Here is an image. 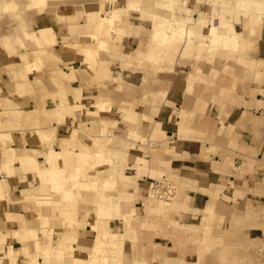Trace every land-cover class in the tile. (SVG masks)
Returning a JSON list of instances; mask_svg holds the SVG:
<instances>
[{"label":"clouds","instance_id":"clouds-1","mask_svg":"<svg viewBox=\"0 0 264 264\" xmlns=\"http://www.w3.org/2000/svg\"><path fill=\"white\" fill-rule=\"evenodd\" d=\"M116 3L117 0H99L97 11L90 14L78 12L70 23L75 25L77 20L86 18L87 24L83 28L71 27L70 36L63 43L84 57L83 63L95 73L93 82L101 88L105 87L104 81L118 84L117 91L130 87L124 84L120 74L113 78L109 62L99 60L101 52L108 53L113 60L123 61L122 69H131L133 74L143 73L145 89L139 103L152 105V114L138 118L131 111L132 105H128L127 111L121 108L123 120L137 125V128L129 130L126 140H120L113 136L112 131L117 128V123L99 119L100 111H111V104L101 100L96 104L98 111L86 113L88 117L97 120L90 127L81 123L78 130L71 132L70 139L61 140L60 153L50 150L57 130L39 131V139L50 150L46 156V162L50 165L48 168L38 165L35 159L43 155L42 152L33 151L31 157L25 152L22 157H18L15 151L7 147L12 143L11 136L3 135L0 139L4 143V163L0 171L8 177L19 175L22 182H27L24 174H35L29 182V189L22 192L23 199L17 203L24 205L25 212L36 213L39 226L32 227L23 215L6 213L7 221L18 222L20 228L0 237V264H4V260L9 264H18L21 256L24 257L21 264H130L124 254V241H132L135 249L139 229L150 228L158 234L166 231V228L183 233L198 231L196 228L184 227L171 218L191 211V198L185 193L195 189L197 182L181 179L179 170L172 168V162L187 159V153L181 156L175 148L169 147L168 134L162 130V124L156 123L150 138L153 145L159 144L158 150L152 147L143 149L146 155L151 152L153 156L151 166L146 159L137 158L134 166L136 175H125L126 171L133 170L127 163L128 151L136 150L133 142L149 144V140L138 134V120H151L159 114V106L167 103L166 91L160 89L153 92L150 82H154L158 75L174 73L178 61H206L211 65L219 56L224 60L235 61L249 75L255 73L256 81L261 80L264 73L258 70L264 69V62L249 60L248 53L254 48L251 38L258 36L264 27V0H195L193 8L188 7L190 0H148L147 3L144 0H127L124 8H116ZM46 5L47 0H31L27 7L43 13ZM105 5L112 7L105 11ZM201 6H207L210 11H200ZM0 10L4 13L15 12L17 5L0 3ZM133 12L139 13V20L147 22L150 27H133L129 23ZM194 16L197 18L193 19ZM217 20L218 25L215 23ZM241 23L247 37L235 31L234 25ZM205 28H209L207 35L203 34ZM21 32L23 38L17 36L12 42L6 39L2 46L9 58L20 56L23 61L22 67L7 68V74L14 85V91L9 94L23 98L33 93L34 86L28 82L27 75L33 71L39 72L46 63L59 64L60 59L48 51L57 44L51 29L40 30L37 34L22 28ZM80 36L90 37L96 42L95 46H81L76 42ZM124 37H136L139 40L131 55L120 54ZM33 45L36 50L27 52ZM18 49H25V54L21 55ZM29 56L34 58L32 63H29ZM196 71L199 73L200 69ZM224 72L231 73L232 69L225 67ZM216 75L218 73H212L213 77ZM54 77V83L60 89L57 95L61 105L55 112L45 115L65 125V117L76 119V113L81 111L79 107H69L64 99L62 81H74L75 75H65L57 70ZM195 78L202 77L197 75ZM35 85L40 86L41 81L37 79ZM75 99H81L79 91L75 93ZM0 107L4 109L0 116L5 117L0 123V129L23 132L29 126L38 128L35 112L22 122L24 113L18 110L19 105L3 99L0 100ZM179 131H184L183 126H180ZM79 133L92 140L91 146L78 138ZM110 146H119L120 150H113ZM17 160L22 167L14 170L12 165ZM61 160L63 167L58 165ZM104 166L108 167L105 169ZM144 177L158 182V186H148L146 196L142 195L143 190L138 184V180ZM8 187L6 182L0 181V200L12 203ZM141 200L145 211L143 218L134 207ZM92 211L98 217L93 229L96 236L91 247L81 246L80 233L88 228ZM111 220L124 222L126 230L123 235L113 234L108 223ZM210 223L200 229L204 233L202 240L196 241L193 238L191 241L201 245V259L205 252L215 247V242L210 240ZM56 229L63 231L57 233ZM54 235L56 240L53 239ZM9 236L22 245L19 251L5 245ZM76 251L87 253L88 259L74 258ZM147 252L146 248L138 249L136 259L131 264H154L155 261H161V264H184L182 259H167L162 250L151 257H147Z\"/></svg>","mask_w":264,"mask_h":264},{"label":"crops","instance_id":"crops-1","mask_svg":"<svg viewBox=\"0 0 264 264\" xmlns=\"http://www.w3.org/2000/svg\"><path fill=\"white\" fill-rule=\"evenodd\" d=\"M119 1H121V5L119 6H122L124 0H117V2ZM191 2L195 4L194 0ZM95 5L98 7L99 2L95 0H63V2L56 3L49 14L40 18H38L35 12L27 14L28 18L33 19V21L31 20V24L26 25L28 28L26 30H52L57 40V45L53 47L52 53L60 59V63L56 65L60 66L62 71L68 75H71L70 69L74 71L83 69V56L77 53L75 49L65 46L63 41L70 36L69 29L71 27L83 28L86 25L83 18L77 20L75 25L70 23V21L79 12L80 6H85L87 14H90L96 11L94 9L96 8L94 7ZM110 7L112 6L105 5V10H109ZM191 8L193 7L191 6ZM203 9L200 11L205 12V9ZM130 18L139 19V16H133L131 13ZM193 18L196 19L197 17L194 16ZM146 24L147 22L139 21L138 26L143 25L146 27ZM136 26L137 24L133 25V27ZM234 27L247 37L243 23L236 24ZM2 37L9 38L8 35L0 32V39ZM85 37L80 36L77 42L80 45L88 43V38ZM9 39L12 40L11 38ZM251 41L254 48L248 53L249 60L264 62V27L261 28L258 36L251 38ZM138 43L139 40L136 37H124L120 54L132 53L137 48ZM0 54H2L1 51ZM99 60L101 62H109V70L112 72L113 78L117 74H120L122 80L127 84L129 83L126 81V78L133 73L131 69H121L120 60H113L105 52H102V58H99ZM66 64L67 67L65 66ZM17 65L13 62H5L0 58V100L9 99L13 101L19 105L18 110L23 113L33 111L37 100H44V108L49 109L48 107L52 102L49 99L46 100L48 95L57 96L55 101L57 103L55 104L58 105V101H60L57 95L58 91L51 90L47 88L46 84L42 83L40 80L43 77L41 70L28 74L27 80L32 84L35 79L39 78L43 84L41 85L42 87L33 85V93L25 95L23 98L10 95L9 93L14 91V85L10 77L5 76L4 73L6 68ZM224 66L232 68V76L223 72ZM197 68L200 69L199 73H196ZM258 71L264 73V69H259ZM213 72L218 73V75L213 77ZM140 74L142 73H138L139 77L141 76ZM73 75H75V80L69 81L68 85L70 88H68V91L70 92L72 87L73 90H76L72 91L74 94L77 91L81 93L82 100H90L91 96H97L89 102L98 101L99 89L93 85V81L87 80L85 83H82L84 80H80L75 73ZM197 75L202 78L196 79ZM241 77L243 79L246 77V80L242 79L245 85L232 87V79L236 78L239 81ZM156 81V87L166 91L167 103L160 105L157 109L159 114L148 121L151 126L149 136L152 134V131L154 132L156 123L160 122L162 130L168 134L169 147L175 148L177 154L181 156L187 153V159L173 161L172 168L179 170L178 175L181 179L197 182L195 189H189L185 193L187 197L191 198L189 202L191 211L189 213H181L180 216L173 215L171 218L177 220L184 227L196 228L198 233L192 236L190 233L166 228V231L158 234L157 231L150 228L139 229L142 231V234L140 237L139 233L137 234L138 249H148L146 253L147 257H151L156 252L162 250L167 259H182L184 264H198V247L191 241L193 238L196 241L203 239L204 233L199 230L210 221L211 241L215 243L236 242L237 239H228V237H233L228 234L234 230L232 229L234 227V218L239 216L247 201L259 203L262 197H264L262 181H260L261 179L259 180V177L264 174V122H262L264 117V86L259 85L256 87L255 73L249 75L235 61L217 62L216 58L211 65L206 61L197 63L194 60L178 61L174 73L158 75L154 82ZM103 83L105 85L103 88L109 94L113 104L111 111L99 112V119L106 121L116 120L117 127L124 126L125 128L123 127L122 129L124 131L127 127L121 122L122 111H120V104L123 105L124 100L128 97L126 89L116 91V83L110 81H104ZM101 96L108 98L104 94ZM135 97L137 99L138 95ZM68 106L71 107L70 105ZM83 106L84 122H95L97 118L88 117L86 113L98 110L93 105L87 103ZM59 107L57 106V109ZM143 108L139 113L143 116H151L153 106L149 105ZM3 111L4 109L1 107L0 113ZM3 120L0 119V123ZM54 120L57 119L54 118ZM76 120L78 122L80 120L78 114ZM65 121V125L55 122L49 130H57L54 138V147L57 149L61 145L60 141L70 139V132L78 130L81 124L73 123L71 125L70 123L74 121L72 117H65ZM180 126H183V132L179 131ZM39 131H46V129L41 128L39 130L30 126L24 128L23 132L0 129V133H10L12 139L11 147H14L17 151L21 149V156L27 152L29 157L33 151L45 153L49 150L44 146V143H41L38 136ZM146 139L149 140V144L141 145L140 142H133L136 144V150L128 151L127 161L133 167V170L126 171L125 175H136L134 166L137 158L146 159L151 166L153 156L151 152L146 155L143 149L152 147L158 150L159 144L153 145L149 137ZM86 144L91 146L89 143ZM8 145L7 147L10 148ZM3 147L4 144H0V169H2L4 163ZM209 149H214V151H209ZM36 159L37 164L42 165V162L44 163L43 156L36 157ZM165 159H171V157H165ZM12 167L14 170H18L22 165L17 160L13 163ZM24 175L27 182H22L19 175L8 177L6 173L0 171V181L8 184L9 200L13 201L9 203L8 200H0V237L7 235L9 232L17 231L20 228L18 222L7 221L6 213L23 215L26 222L32 224V227L37 222L35 221V212H25L23 210L24 205L17 203V201L23 199L22 192L29 189V182L35 176L31 172ZM138 184L143 190L142 195L144 196L147 194L146 190L151 184V180L144 177L138 180ZM256 191L261 194H255ZM237 193H240V195H237ZM242 205L243 207L241 208ZM134 207L137 209L138 215L143 218L145 215L143 201L135 203ZM111 222L109 223V228L112 229L113 220ZM253 229V227H250L247 233H243L242 235L243 241L249 245L248 259L244 264H264V246L261 244L264 243V236L262 233H256ZM55 231L58 233L63 230L56 229ZM224 232L228 233L224 234ZM93 237L94 231L89 226L80 233V239L90 240ZM53 239L56 240L57 237L54 235ZM127 244L128 241L125 240L124 247ZM5 245L11 246L15 251H19L22 247L19 242L10 236L5 241ZM136 251L134 250L131 253L125 251L124 254L126 257L128 255L130 260L136 259ZM214 255L213 251L211 254L205 253L200 264H218L213 260L215 258ZM23 260L24 257L21 256L18 264H21ZM4 264H9V262L4 260ZM154 264H161V261H155Z\"/></svg>","mask_w":264,"mask_h":264},{"label":"rangeland","instance_id":"rangeland-1","mask_svg":"<svg viewBox=\"0 0 264 264\" xmlns=\"http://www.w3.org/2000/svg\"><path fill=\"white\" fill-rule=\"evenodd\" d=\"M11 1H16V2L20 1L21 6L19 5L20 8L17 7V10L15 12L4 13V12H2V10H0V32H3L4 35L6 34V35L9 36V38L12 39V40H10L8 37H2L0 39V48H1L0 51L2 53V54H0V58H2L5 62H10V63L13 62V63H15V65L18 64L17 66H23V61L20 59V56H13L11 58L8 57V55L6 53V50L2 46V42L4 40H6V39L9 40V42L14 41L17 38V36H20L21 38H23V33L21 32V29L22 28L28 29L26 27V25L31 24V20L33 21V19L28 18V15H27L28 13L35 12L38 15V18H40V17H42V16H44L46 14H49L50 11L53 10L52 8L54 7V5L56 3H58V2L59 3L63 2V0H58L51 7L45 8V11L43 13H39L38 10H36V9H30L29 10V8L27 6H23V4L24 5L25 4L28 5L27 3H29L28 1H30V0H0V3H11ZM95 1L99 2V0H95ZM190 1H193V0H190ZM144 2L147 3L148 0H144ZM119 5H121V1L116 3V6H119ZM191 6L194 7L195 4L193 2L189 3L188 7L191 8ZM94 7H96V5ZM203 8L205 9V12L210 11V9L207 6H201L200 10L203 9ZM94 9L97 11L98 7L94 8ZM105 11H107V10H105ZM79 12H85L87 14L86 7L85 6H82V7L80 6L79 7ZM135 13L136 12H133L132 15L133 16H139V13H136V14ZM83 19H85V24H87L86 18H83ZM139 21L140 20L138 18H134V19L131 18V22L134 23V24H137V26H138ZM215 23L219 24V21L217 20V21H215ZM149 26H150V24L147 23L146 27H149ZM207 29L208 28H205L203 30V34H205V35L208 34L209 30L207 31ZM235 31H236V28H235ZM34 32L38 33V31H34ZM236 33L237 34H242V32H237V31H236ZM91 40L92 39H90V37H88V41L89 42L87 41L88 43H86L85 42L86 40H85L84 42L86 44H84L83 46H88V45H90L89 43H96L95 41L92 42ZM28 43H31V42H28ZM54 47H56V46H54ZM34 50H36V49H35V46L33 45L31 48L27 49V52L30 53L31 51H34ZM18 51L20 52L21 55H23V54H25L26 50L25 49H18ZM52 51H53V48H52ZM126 55H131V53L130 54H126ZM99 58H102V52L100 53ZM33 60H34V58L29 56V63H32ZM83 60H84V57H83L82 61ZM216 60H217V62H226V61H228V60L221 59L219 56L216 58ZM19 63H21V64H19ZM119 64H120V68L122 69L123 61H121V63H119ZM82 67H83V69L77 70V71H74V70L70 69V71H72V72H70V74L73 75L75 73L80 80H84V82H82V83H85L87 80H90V81L92 80L93 81L95 73L88 67L87 64L82 65ZM225 67H228V66H224V68ZM56 68H60L61 69V67L56 65L55 63H52V62L46 63L44 68L41 70L42 73H43V77H41L40 80L42 81L43 84H46L47 88H50L51 90H56L59 93V88L54 83V80L51 79V78L55 79V77L52 74V72H53L52 70H55ZM224 68H223V72H224ZM228 68H230V67H228ZM230 69H232V68H230ZM245 71H247V70L245 69ZM6 72H7V68H6ZM196 73H197V71H196ZM224 73L225 74H229L230 76L233 75L231 73H226V72H224ZM140 75H141L140 77H139L138 74H132L130 76H127L126 81H128L129 83L127 84L126 82H124V84L130 86V87H128L126 89L128 97L124 100L123 105L120 104V109L123 108V109H125V111L129 110L128 109V105H132L131 111L138 118L143 116L142 114L139 113L140 111H142V109H144L143 107H146V106L150 105V104L146 105V104L139 103V101L143 98L144 89H145V85H144V82H143V79H142L143 73L140 74ZM242 79L243 78L241 77L239 79V81H238V79L233 78L232 79V87H236V85H240V86L245 85L243 83V80H246V77L243 80ZM36 80L37 79H35L34 82L32 83L33 85H35V81ZM42 83H41V85H43ZM150 83H151V87H152V91L153 92H156V91L160 90V88L156 87L157 81L156 82H150ZM93 85L97 86L94 82H93ZM259 85L262 86V87L264 86V76L263 75L261 76V80L259 82L256 81V79H255V86L257 87ZM35 86L36 87H40V86H37V85H35ZM90 87H88V88L90 89ZM97 87L99 89V94H98L99 100L95 101V102H89V101H91L92 98H95L97 96H91L90 100H82V99H80L79 101H77L75 99V94L73 93L75 89L73 90V88L71 87V89H70L71 93H70L68 91V88H70L69 85L68 86L64 85V90H65L64 99L67 101V104L71 106L73 101H76L77 103L82 104V107L80 108L81 111L76 113V116L78 114L79 117H80L79 122L76 119H73L74 121H72V123H70L71 125H73V123H76V124L85 123L86 126H88V127L91 126V123L93 121H91L90 123L84 122V118H83L84 106L83 105L85 103L93 105L94 108H96V104L98 102H100L101 100H103V101L109 102L111 104V106H112L113 103H112V100L109 97V94L105 92L104 88H101L99 86H97ZM118 87H119V85L116 84V86H115V90L116 91H117ZM102 94L107 95L108 98L100 99ZM134 95L135 96L138 95V98L136 99V97ZM72 97H73V99H72ZM47 99H49L52 102V104L48 107L50 110L56 111L57 110V106L61 105V100L58 101V105L55 104V103H57V102H55L56 99H57V96L48 95L46 97V100ZM35 104H36L35 107L39 106L40 108H44L45 101L44 100H37L35 102ZM54 107H56V108L52 109ZM96 110H98V109L96 108ZM31 113L32 112L24 113V116H22V118H21L22 122L24 120H26L28 115L31 114ZM0 119H5V117L0 116ZM35 120L38 121V128H34V129H39L40 130L41 128H44V129H46V131H44V132H49V130L51 129V125L54 124L55 122L58 123L57 120H53L51 122H45V121H42V119H37L36 117H35ZM121 120H122L121 121L122 124L126 125L127 129H125L123 131L122 129H123L124 126L123 127L122 126L121 127H117L115 130H112L113 131V136L117 137L120 140H126L129 130H131L133 128H137V125H133L130 122L124 121L123 120V112L121 113ZM106 122H109V123L115 122V123H117L116 120L106 121ZM262 122H264V117L262 119ZM138 125H139V127L137 129L138 130V134L141 135L142 137H144L145 139L148 138V137L151 138V136L153 135V131L151 132L152 134H150V136H149V133L151 131V129H150L151 126L149 125L148 121L138 120ZM69 132H70V130H69ZM3 134L4 135H10L9 132L8 133H0V138H2ZM70 134H71V132H70ZM78 138H81L82 142L89 143L90 145L92 144V140L88 139L87 137H85L83 133H81V134L79 133V137ZM41 143H44V142L41 141ZM0 144H4L2 139H0ZM10 145H11V143L8 145L10 147V149L15 151L18 157H21V155H22L21 153L22 152L21 151H17L14 147L11 148ZM110 147H113V150H116V151L120 150L119 146H110ZM54 148L55 147H54V142H53L50 150L54 151L56 153H60L62 151L61 145H60L59 149H57V148L54 149ZM50 150H48L45 153L42 152L43 155H41V156L44 157V163L42 162V165L44 166V168L50 167V165H48L47 162H46V156H47V154H48V152ZM30 157H31V155H30ZM263 158H264V156H263ZM35 159H36V157H35ZM36 161H37V159H36ZM58 165L60 167H63V161L62 160L58 161ZM107 167H104V168L106 169ZM100 170L102 171L104 169H100ZM259 180L262 181V186L264 188V174H263V176L259 177ZM154 182H156V181L151 180V183H154ZM255 194H261V193H258L256 191ZM146 195L147 194H145L144 196H146ZM260 201L261 202H259V203H256V202H253V201H251V202L247 201V203L244 205V209L241 210L242 211L241 213H239V216L237 218H234V227L232 228L234 230L231 233L229 232V234H228L229 236H233V237H228V239H230V240H232V238L237 239L236 242H234V241H226V242H221V243H215V247H212L209 251L205 252L207 254H211V252L213 251L214 254H215L214 255L215 258L213 260H215L218 264H244L245 263V261L248 259L249 245L243 241V236L242 235H243V233H247V231L249 230L250 227H253L254 228L253 231L255 230L256 233H262L263 236H264V197H262V199ZM242 207H243V205L241 206V208ZM97 218L98 217L96 216L95 212L92 211L90 213V219L88 221V225H89V227L92 230L95 227ZM35 221H37V222L34 223L35 226H33V227H37L38 226L37 216H36V220ZM111 221H109L108 223H110ZM118 228H119V231H122L123 234H124V232L126 230L124 222L121 221V220H113V226H112V229L110 228V230L111 231H117ZM59 230H61V229H59ZM199 231H201V230H199ZM60 232H58V233H60ZM144 232H145V230H144ZM138 233H139V237H140V235L142 234V231L139 230L137 232V234ZM189 233L193 236L194 234L198 233V231L194 232V233H192V232H189ZM227 233L228 232H224V234H227ZM95 236H96V232L94 231V237ZM234 236H238V237H234ZM94 237L92 239H90V240L79 239V245L85 246V247H91L92 244H93ZM127 241H128V244H127V246L124 247V252L126 251L127 253H131L134 250H138V244H136V248L134 249L132 241H130V240H127ZM191 244H193V243H191ZM261 244H262V246H264V243H261ZM195 245L198 247V256H199L198 264H200L202 262L201 257H200L201 245L199 243H197V244L195 243ZM199 247H200V249H199ZM74 258L87 260L88 259V255H87V253H82L80 251H76L74 253ZM127 258L129 260L130 264L134 260V259L130 260L128 255H127Z\"/></svg>","mask_w":264,"mask_h":264},{"label":"bare ground","instance_id":"bare-ground-1","mask_svg":"<svg viewBox=\"0 0 264 264\" xmlns=\"http://www.w3.org/2000/svg\"><path fill=\"white\" fill-rule=\"evenodd\" d=\"M56 1H58V0H47V5H46V8H48V7H51L52 5H54L55 4V2ZM14 3L15 2V4L17 5V7H19V5L21 6V3H20V1H11V3ZM23 2V1H22ZM29 3L31 2V0L30 1H28ZM23 4V3H22ZM28 4V3H27ZM126 4H127V0H124L123 1V3H122V6H116L115 5V7L116 8H124V7H126ZM23 6H27L26 4L24 5L23 4ZM20 8V7H19ZM98 9H99V5H98ZM111 9V8H110ZM109 9V10H110ZM30 10V9H29ZM109 10H107V11H109ZM136 14V13H135ZM129 23H131L132 25H134V23H132L131 22V18L129 17ZM217 24V23H216ZM218 25V24H217ZM46 30V29H45ZM236 31L237 32H241L240 30H237L236 29ZM28 32L29 33H35L34 32V30H28ZM38 33H39V31H38ZM37 33V34H38ZM85 38H88V37H85ZM91 39V38H90ZM92 42H94L93 40H91ZM90 41V42H91ZM77 42V41H76ZM90 45H88V46H95V44L96 43H89ZM57 45V44H56ZM84 45V44H83ZM83 45H81V46H83ZM54 47V46H53ZM52 47V48H53ZM52 48H50V49H48V51H50V52H52ZM122 55H126V54H122ZM57 70H60V69H58V68H56L55 70H52L53 72H52V74H53V76H54V74H55V72L57 71ZM60 71H62V70H60ZM63 72V71H62ZM72 72V71H71ZM65 75H68L67 73H65V72H63ZM4 75L5 76H8V74H7V72L5 71V73H4ZM52 76V77H53ZM52 80H54L53 78H51ZM68 83H69V81H62V84H63V87H64V85L65 86H68ZM164 83V82H163ZM84 88V87H83ZM59 91H60V89H59ZM86 91H87V89H86ZM72 99H73V97H72ZM100 99H106V98H103L102 96L100 97ZM82 106V104H80V103H77L76 101H73L72 102V104H71V107H81ZM31 112H36L37 114H36V118L37 119H42V121H45V122H51V121H53L54 120V117L53 118H49V116H47V115H45V113H52V112H55L54 110H50V109H46V108H40L39 106L38 107H35V109L33 110V111H31ZM4 135V134H3ZM2 135V136H3ZM12 148V147H11ZM20 151H21V149H20ZM22 157V156H21ZM186 172V171H185ZM98 219V218H97ZM116 224V223H115ZM113 232V234H118V235H123V232L122 231H119V228H118V230L117 231H112Z\"/></svg>","mask_w":264,"mask_h":264},{"label":"built area","instance_id":"built-area-1","mask_svg":"<svg viewBox=\"0 0 264 264\" xmlns=\"http://www.w3.org/2000/svg\"><path fill=\"white\" fill-rule=\"evenodd\" d=\"M151 184H156L157 186H158V182L156 181V182H154V183H151Z\"/></svg>","mask_w":264,"mask_h":264}]
</instances>
